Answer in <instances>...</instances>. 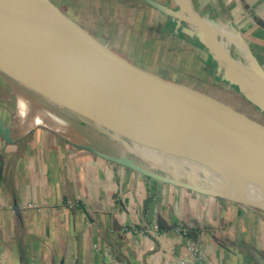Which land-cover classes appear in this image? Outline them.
I'll return each mask as SVG.
<instances>
[{
    "label": "crops",
    "instance_id": "crops-1",
    "mask_svg": "<svg viewBox=\"0 0 264 264\" xmlns=\"http://www.w3.org/2000/svg\"><path fill=\"white\" fill-rule=\"evenodd\" d=\"M59 1L72 5L76 17L71 18L127 60L147 39L168 44L169 65L182 68L185 79L199 78L190 72L194 65L210 85L251 103L246 92L255 89L243 86L247 78L213 55L191 23L143 0ZM156 1L178 10L175 0ZM188 6L197 18L217 22L229 36L210 28L227 51L264 75V0H188ZM239 45L249 49L257 66ZM148 52L137 56L154 58ZM28 99L33 118L24 112L14 117L28 126L15 131L3 122L12 141L0 138V264H264V211L182 189L74 146L42 127L40 112L64 132L72 126L70 118L55 104ZM78 118L91 144L134 159L150 145L151 156L146 154L153 163L187 172L195 168L191 156L171 150L161 135L137 121ZM177 139L171 142L180 143Z\"/></svg>",
    "mask_w": 264,
    "mask_h": 264
},
{
    "label": "water",
    "instance_id": "water-1",
    "mask_svg": "<svg viewBox=\"0 0 264 264\" xmlns=\"http://www.w3.org/2000/svg\"><path fill=\"white\" fill-rule=\"evenodd\" d=\"M143 1L165 15L194 25L200 42L219 60L247 78L243 86L255 89V93L248 89L250 92H246L247 99L264 111V75L244 66L227 51L222 36L215 34L210 28L215 27L229 36L217 22L209 18L206 21L197 18L195 11L188 6V0H175L177 11L156 0ZM11 9L42 19L56 34L24 24L14 17ZM237 48L250 64L257 66L247 47L239 45ZM0 71L52 96L105 115L117 118L127 116L152 124L162 133L177 131L201 135L219 134L264 151L263 124L209 94L137 66L99 42L50 0H0ZM0 138L6 142L12 141L1 118ZM191 154L201 160L218 157L239 166L252 165L251 160L225 150L216 152L214 156ZM256 157L264 161V156ZM104 158L142 175L196 193L264 211V202L261 201L201 190L166 180L137 168L124 157ZM256 165L260 166L258 163ZM258 181L264 183L259 178Z\"/></svg>",
    "mask_w": 264,
    "mask_h": 264
},
{
    "label": "bare ground",
    "instance_id": "bare-ground-1",
    "mask_svg": "<svg viewBox=\"0 0 264 264\" xmlns=\"http://www.w3.org/2000/svg\"><path fill=\"white\" fill-rule=\"evenodd\" d=\"M50 1L54 3L56 6H58V0H50ZM11 10L14 14V17L22 21L24 24H27L31 26L32 28H35L36 30H44L45 32H49L52 35L56 34L54 30H52V28L42 19L29 16L28 14L24 12H19L14 9H11ZM127 39H128V36H127ZM140 52L141 51L139 50V53ZM136 53H137V50H136ZM140 55L142 56V54ZM0 79L4 81L3 86L5 87L6 85L8 87L7 92L12 95L11 102H14V103L16 102L17 112H20V113L24 112L27 114V116H29L30 118H33L34 116L33 104L34 103L30 101L28 97L55 104L59 110H62V114H65L66 116H68L72 124L71 128L67 127L65 132L54 128L53 126L49 125L46 121H44L45 117L42 114V112H40V124L42 127L48 128L49 130L57 134L59 137L63 138L64 140L74 145L86 147L92 150L93 152H95L97 155H100L102 157L105 156V157H112V158H117V159L123 158V157L127 158L137 168H140L150 174L161 177L163 179L176 181L180 184H185L192 188H198V189L207 190V191L223 192L225 194H230V195H239V196H243L244 198H247L250 200H257V201L264 202V193H263L264 191L261 192L260 190L261 192L260 193L257 191L255 192V191H250L249 189H246L243 181L240 180L238 176L239 172L244 173V175L246 174V176L248 174L249 175L248 177L252 178L251 181L256 183L258 178L256 177L255 173L251 169H253L254 171H257L258 170L257 168H262L263 171L261 172L260 177L262 178L261 180L264 181V161H262L259 157H256L260 155L264 156V151L262 150L251 148L232 138H229L224 135H219V134L201 135V134H196V133H190V132L183 133V132H177V131H167L165 133H162L161 131L159 132L158 131L159 129L154 127V125L142 122L140 120H137L136 118H131L127 116L117 118V117L105 115L94 109H90L82 105H77L69 101H66L64 99L52 96L44 92L43 90L36 88L31 84L23 82L20 79L10 74H7L3 71H0ZM10 81L16 86L14 90H11V88L7 85V82H10ZM5 105L6 104H3V105L0 104V118L1 120L3 119L2 123L3 121L6 122V124L9 126L11 130L23 131L28 126V124L27 123H15L17 122L16 118L12 117V115L4 108ZM90 113H93V114H90ZM78 116H80L81 118H86V117L89 118L93 116L103 117V118L111 117V118L120 120L121 123H124V124H130L131 122L137 121L144 127L148 128L150 131L155 132L158 135H161L164 139L166 146L170 148L171 150L175 152H179V153L188 154L189 156H191L195 163V168L187 172V171L178 170L172 166L171 167L165 166V165L159 166L158 164L153 163L150 160V157H148V154H146V153H149V156H151L152 150L150 149V145L144 146V149L141 153L143 154V152H145L144 154L146 155L144 157H142L143 155H141L139 159H134L132 157L120 154L112 149H109V148H106L100 145L91 144L84 137ZM177 138L181 140L180 143L173 144L171 141H177L178 140ZM220 150H225L232 154L240 156L242 158L249 159L251 160V162L250 161L249 162L252 163L253 166L252 165H243V166L235 165L225 159L218 158V157H214L209 160H201V159L195 158L191 154V153H201V154H210L214 156V154H216V152ZM257 163L260 166H257L256 165ZM261 184H264V183L261 182Z\"/></svg>",
    "mask_w": 264,
    "mask_h": 264
},
{
    "label": "rangeland",
    "instance_id": "rangeland-1",
    "mask_svg": "<svg viewBox=\"0 0 264 264\" xmlns=\"http://www.w3.org/2000/svg\"><path fill=\"white\" fill-rule=\"evenodd\" d=\"M62 4L63 3H61L58 0V7L61 9V11H63L64 13L68 14L70 17L75 19L76 16L74 15V11H73L74 7L72 5L70 6V4H68L69 7H68V5L65 6V4L64 5H62ZM217 38H219V37L217 36ZM141 41L142 40H139L138 44ZM137 48L140 49L141 52L150 51L148 53H150L152 55H155L154 56L155 59L153 57L151 58L149 55L147 56V58L145 57L146 55H144L143 58H140L139 56H137V54L139 52L137 51V53H136V49H131L130 53H129V56L132 55V59H133V60L131 59V62H133L137 66H139V67H141V68H143L145 70H148L150 72H153V73H155V74H157V75H159V76H161V77H163L165 79H168L170 81H173V82H177L178 81V82H181L182 85H186V86L192 87L194 89L200 90V91H202L204 93H207V94H210V95L213 94V96L217 100H219V101L231 106L232 108H234L235 110L243 113L244 115H246L250 119H253L254 121L264 125V111L256 110L257 109L256 106H253V105H251V103H248V102H246L244 100L241 101V99H239V95L237 93H235L234 91L229 92V90L222 89L218 85H216V86L210 85V82H208L205 78H200L201 77L200 74L202 72H201L200 69H198V68L196 69L194 65L192 66V68L190 67V72H192V73H194L196 75H199V76H197L199 78L196 79V80H187V79H185V76H183V73L180 71V70H182V68H179L178 66L177 67H175V66L172 67V66L169 65L170 58L168 56H170L171 54H170V48H169L168 44H165V45H162V46L152 45L151 40L147 39L146 43L142 42L139 45V47H137ZM142 50H144V51H142ZM165 50H167V51H165ZM151 59H153V60H151ZM159 60L164 61V63H163L164 65H159V64H154L153 63V61L159 63ZM0 82H1V84H0V104H2V105L6 104L4 106V108L7 111H9L12 114V116H13V115H15V111H16V110H14L15 109L14 106H16V102L15 103L11 102V96L12 95L7 92L8 91V87L6 85H5V87L3 86L4 85V81L2 79H0ZM7 85L11 88V90H14L15 87H16L11 81L7 82ZM204 85H206V86H204ZM204 88H206V89H204ZM222 91H225V93L228 92L229 96L227 94L224 95L223 93H221ZM11 105H13L14 108H11ZM72 145H74V144H72ZM79 148L85 149V148L80 147V146H79ZM95 155H97V154H95ZM145 155L146 154H144V156ZM144 156H142V157H144ZM257 169H258L257 171H254L253 169H251V170L255 173L257 178L262 179L260 176H261V172L263 171V169L262 168H257ZM238 176H239V179L243 181L244 186L246 187V189H249L250 191H255V192L256 191L260 192V190H261V192L264 191V184H261V182H259L258 179H257V182L254 183V182L251 181L252 178L248 177L249 176L248 174L246 176V174L244 175V173H242V172L240 173L239 172ZM181 188L182 189H186V190L189 191V189H187V188H184V187H181Z\"/></svg>",
    "mask_w": 264,
    "mask_h": 264
},
{
    "label": "trees",
    "instance_id": "trees-1",
    "mask_svg": "<svg viewBox=\"0 0 264 264\" xmlns=\"http://www.w3.org/2000/svg\"><path fill=\"white\" fill-rule=\"evenodd\" d=\"M15 107V109L14 110H16L15 111V115H13V117H16V116H19V115H21V113L20 112H17V108H16V106H14ZM13 107V105H11V108H14Z\"/></svg>",
    "mask_w": 264,
    "mask_h": 264
},
{
    "label": "built area",
    "instance_id": "built-area-1",
    "mask_svg": "<svg viewBox=\"0 0 264 264\" xmlns=\"http://www.w3.org/2000/svg\"><path fill=\"white\" fill-rule=\"evenodd\" d=\"M191 248H193V247L191 246Z\"/></svg>",
    "mask_w": 264,
    "mask_h": 264
},
{
    "label": "flooded vegetation",
    "instance_id": "flooded-vegetation-1",
    "mask_svg": "<svg viewBox=\"0 0 264 264\" xmlns=\"http://www.w3.org/2000/svg\"><path fill=\"white\" fill-rule=\"evenodd\" d=\"M68 15V14H67ZM0 84H1V82H0Z\"/></svg>",
    "mask_w": 264,
    "mask_h": 264
}]
</instances>
